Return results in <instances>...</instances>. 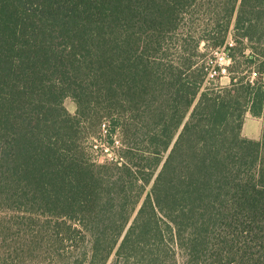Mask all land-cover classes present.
Returning <instances> with one entry per match:
<instances>
[{
  "label": "trees",
  "instance_id": "obj_1",
  "mask_svg": "<svg viewBox=\"0 0 264 264\" xmlns=\"http://www.w3.org/2000/svg\"><path fill=\"white\" fill-rule=\"evenodd\" d=\"M0 264H264V0H0Z\"/></svg>",
  "mask_w": 264,
  "mask_h": 264
},
{
  "label": "rangeland",
  "instance_id": "obj_2",
  "mask_svg": "<svg viewBox=\"0 0 264 264\" xmlns=\"http://www.w3.org/2000/svg\"><path fill=\"white\" fill-rule=\"evenodd\" d=\"M211 56H212L211 57L212 58L211 63L212 64L214 63V66L217 67V69L219 70V73H217V75H216L217 80H216L215 84L218 86H224L225 84L228 83V78L226 76H224V74L221 73L220 68L223 67L225 63H223V62H221V64L215 63L214 62L215 61V58H214L215 53H213ZM235 75H239V74H235ZM64 107L67 109V111L69 113L74 114L76 107H75V104L71 98H66L64 100ZM247 115L253 117L250 113H247ZM91 136H92V139L89 138L91 141V145L93 144L96 147V148H94V146H92V149H91L93 159L97 163H103L105 161V158L102 156V154L100 152V147H102L103 141H99L100 139H98V137H100L101 140H103V138H102V136L99 135V132H96V131H95V133L91 134ZM117 137H116V139H118ZM113 152H114V150H113ZM116 152L119 153V150L117 149Z\"/></svg>",
  "mask_w": 264,
  "mask_h": 264
},
{
  "label": "built area",
  "instance_id": "obj_3",
  "mask_svg": "<svg viewBox=\"0 0 264 264\" xmlns=\"http://www.w3.org/2000/svg\"><path fill=\"white\" fill-rule=\"evenodd\" d=\"M215 63L221 64V62L225 63L223 67L220 68V71L222 74L225 73V67L229 63V59L227 58V55L223 51L215 52ZM212 59V58H211ZM211 59L208 61L207 65L209 67L208 69V78H215L217 73H219V70L217 71V67L214 66V63H211ZM94 146V145H93ZM94 148H96L94 146ZM120 144L117 139H114L113 144L111 145H105L103 144L102 147H100V152L102 156L105 158V161L107 162H117L118 159V153L116 152L117 149L119 150ZM114 150V152H113Z\"/></svg>",
  "mask_w": 264,
  "mask_h": 264
},
{
  "label": "crops",
  "instance_id": "obj_4",
  "mask_svg": "<svg viewBox=\"0 0 264 264\" xmlns=\"http://www.w3.org/2000/svg\"><path fill=\"white\" fill-rule=\"evenodd\" d=\"M262 121L259 118L251 117L246 114L242 128L241 135L248 139H258L261 134Z\"/></svg>",
  "mask_w": 264,
  "mask_h": 264
}]
</instances>
